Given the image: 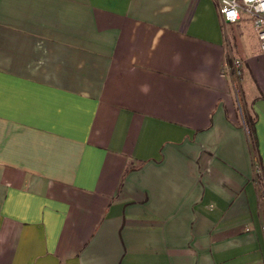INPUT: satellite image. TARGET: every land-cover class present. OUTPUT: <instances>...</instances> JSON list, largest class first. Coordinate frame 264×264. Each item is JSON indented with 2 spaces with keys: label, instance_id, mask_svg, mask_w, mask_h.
I'll return each mask as SVG.
<instances>
[{
  "label": "crops",
  "instance_id": "crops-1",
  "mask_svg": "<svg viewBox=\"0 0 264 264\" xmlns=\"http://www.w3.org/2000/svg\"><path fill=\"white\" fill-rule=\"evenodd\" d=\"M242 20L257 32L215 0H0V264H264Z\"/></svg>",
  "mask_w": 264,
  "mask_h": 264
},
{
  "label": "built area",
  "instance_id": "built-area-1",
  "mask_svg": "<svg viewBox=\"0 0 264 264\" xmlns=\"http://www.w3.org/2000/svg\"><path fill=\"white\" fill-rule=\"evenodd\" d=\"M219 4L220 15L224 22H238L243 13L252 16L257 29L261 49L264 52V0H215ZM235 65L239 68L241 61L236 59ZM240 71H238V74ZM262 173L258 168V173Z\"/></svg>",
  "mask_w": 264,
  "mask_h": 264
},
{
  "label": "rangeland",
  "instance_id": "rangeland-1",
  "mask_svg": "<svg viewBox=\"0 0 264 264\" xmlns=\"http://www.w3.org/2000/svg\"><path fill=\"white\" fill-rule=\"evenodd\" d=\"M244 14H246V13H244ZM242 23L244 24V27L246 28L247 32L249 33L251 40L253 42H257L258 41V39H257L258 35H257V32L255 31V28L252 25H250L249 22H246L244 20H242ZM260 174H261V172H260Z\"/></svg>",
  "mask_w": 264,
  "mask_h": 264
},
{
  "label": "trees",
  "instance_id": "trees-1",
  "mask_svg": "<svg viewBox=\"0 0 264 264\" xmlns=\"http://www.w3.org/2000/svg\"><path fill=\"white\" fill-rule=\"evenodd\" d=\"M255 118H250V125H251V127H252V129H254V125H255Z\"/></svg>",
  "mask_w": 264,
  "mask_h": 264
}]
</instances>
